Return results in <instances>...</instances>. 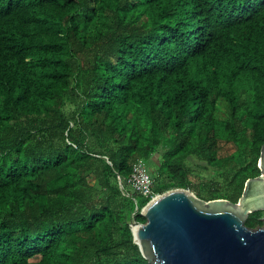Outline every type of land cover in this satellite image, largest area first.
Segmentation results:
<instances>
[{
	"label": "trees",
	"instance_id": "1",
	"mask_svg": "<svg viewBox=\"0 0 264 264\" xmlns=\"http://www.w3.org/2000/svg\"><path fill=\"white\" fill-rule=\"evenodd\" d=\"M263 143L264 0H0V264H152L133 163L237 202Z\"/></svg>",
	"mask_w": 264,
	"mask_h": 264
},
{
	"label": "water",
	"instance_id": "2",
	"mask_svg": "<svg viewBox=\"0 0 264 264\" xmlns=\"http://www.w3.org/2000/svg\"><path fill=\"white\" fill-rule=\"evenodd\" d=\"M258 166L237 202L205 200L181 187L149 199L140 210L146 221H130L141 254L152 264H264V226L245 224L250 212L264 209V143Z\"/></svg>",
	"mask_w": 264,
	"mask_h": 264
},
{
	"label": "built area",
	"instance_id": "3",
	"mask_svg": "<svg viewBox=\"0 0 264 264\" xmlns=\"http://www.w3.org/2000/svg\"><path fill=\"white\" fill-rule=\"evenodd\" d=\"M128 182L136 192L149 197V199H153L159 194L153 191V178L146 169L145 162L140 159L133 163Z\"/></svg>",
	"mask_w": 264,
	"mask_h": 264
},
{
	"label": "rangeland",
	"instance_id": "4",
	"mask_svg": "<svg viewBox=\"0 0 264 264\" xmlns=\"http://www.w3.org/2000/svg\"><path fill=\"white\" fill-rule=\"evenodd\" d=\"M149 164V165H148ZM148 164H146L145 163V166H146V169L148 170V172H149V166H152L153 165V163H148ZM191 166L192 167H195L196 166V168H197V165H196V163H193V161H191ZM194 192V191H193ZM195 193V192H194ZM263 210V213H262V215L260 216V219H261V224L259 225V226H264V209H262ZM258 227V226H257Z\"/></svg>",
	"mask_w": 264,
	"mask_h": 264
}]
</instances>
